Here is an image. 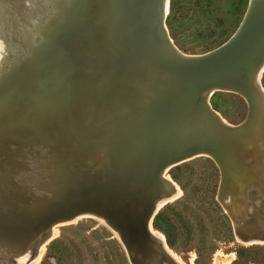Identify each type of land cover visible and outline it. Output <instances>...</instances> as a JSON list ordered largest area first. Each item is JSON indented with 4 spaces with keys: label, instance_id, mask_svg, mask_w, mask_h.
Returning <instances> with one entry per match:
<instances>
[{
    "label": "water",
    "instance_id": "1",
    "mask_svg": "<svg viewBox=\"0 0 264 264\" xmlns=\"http://www.w3.org/2000/svg\"><path fill=\"white\" fill-rule=\"evenodd\" d=\"M168 5V0H68L63 7L53 0H0L2 38L23 34L33 45L39 39L32 27L62 13L63 21L47 30L60 35L58 48L70 47V52L64 67L50 73L45 92L57 98L81 92L83 116L89 119L78 131L76 157L63 176L43 180L53 189L0 190V234L18 244V252L50 224L94 214L117 232L130 264H165L147 218L154 203L171 192L162 171L193 156L205 154L215 162L216 198L229 216L235 218L246 191L255 193L264 89L259 75L258 86L254 80L264 58V0H254L252 6L247 0L234 31L198 54L183 53L172 42L164 23ZM98 10L103 18H97ZM69 20L87 25L85 48L77 45L73 28L66 29ZM17 67L21 77L3 90H21L34 81L38 91L43 88L48 73L24 62ZM215 91L245 101L239 123H227L210 106ZM91 105L102 114L90 110ZM6 159L0 153L1 162ZM40 161L30 158L27 163ZM6 174L19 180L26 173ZM12 196L28 197L30 210L9 207ZM0 250L4 252L1 245Z\"/></svg>",
    "mask_w": 264,
    "mask_h": 264
},
{
    "label": "rangeland",
    "instance_id": "2",
    "mask_svg": "<svg viewBox=\"0 0 264 264\" xmlns=\"http://www.w3.org/2000/svg\"><path fill=\"white\" fill-rule=\"evenodd\" d=\"M246 2L168 0L164 23L181 52L202 53L234 31ZM258 79L264 89V69ZM208 101L227 123L236 124L245 115L246 103L237 94L215 91ZM164 174L179 190L170 199L164 198L169 200L150 220L151 227L162 234L166 246L177 257L165 264H264V244L235 242L230 221L215 199L218 172L209 158L190 157L169 167ZM99 220L83 215L45 227L34 240L44 241L34 264H130L114 232ZM49 229L51 234L55 231L54 235ZM19 258L12 264H19ZM11 259L0 250V264Z\"/></svg>",
    "mask_w": 264,
    "mask_h": 264
},
{
    "label": "bare ground",
    "instance_id": "3",
    "mask_svg": "<svg viewBox=\"0 0 264 264\" xmlns=\"http://www.w3.org/2000/svg\"><path fill=\"white\" fill-rule=\"evenodd\" d=\"M53 1L56 5L61 3L63 7H67L68 0ZM253 3L254 0H250L251 6ZM60 14L62 13L57 12L54 16L48 17L44 22L32 27V31L39 39L36 43L37 45H33L34 43L23 34L20 36L10 35L3 38L0 35V86L3 84L0 87V153L7 158L6 162H1L0 160V190L11 189L21 191L30 187H42L47 190L53 189L50 181L43 180L51 179L55 176H63L62 172L65 171V168L76 157V148L80 144L78 141V131L89 123V119L87 120L83 116L85 98L81 92L76 90L67 91L60 98L45 92L51 84V75L58 69L64 67L66 56L70 52L67 49L70 47L64 49L58 48L56 41L60 35L56 33L48 34L47 29L63 21ZM104 16L103 11H97V18H103ZM70 28H73L76 34H78L76 38L77 45L85 48L86 39H90L87 25L82 21L74 22L69 20L66 24V29ZM18 62L37 66L38 73L43 72L44 75L48 73V77L46 75L43 77V88L40 91H38V82L36 83V81L21 90H15L13 87L3 90L4 87L21 77L22 72L17 67ZM263 69L264 58H262L257 69L256 79L254 78L257 86V77ZM21 94H25L24 98ZM262 94L264 100V90H262ZM205 98H207V95ZM90 110L97 112L98 115L102 114V111L98 110L95 105H91ZM38 149H42L40 154L37 152ZM30 158L31 160L41 161L35 162L32 166L30 163H27ZM164 170L162 171V176L165 175ZM8 171L12 173H26L24 178H28L27 182L22 183L24 178L17 180L8 176L6 174ZM29 171L33 172V174L28 173ZM164 177L167 178L166 176ZM167 181H169L171 192L165 198L177 195L179 193L177 186L171 180L168 179ZM253 188L255 189L254 195H259V200H251L250 204L255 205L257 202L259 205L261 203V210L256 212L257 217H259L260 215H264V176L263 178L260 176L256 179ZM169 199L160 197L154 203L153 210L147 218L148 231L156 241L161 253L165 255L163 256L165 258L164 263L166 261L171 262V258L174 259L177 257L166 246L162 234L151 227L150 219L158 208ZM19 203L22 206H19ZM29 203L30 199L28 197L20 198L19 196H12L9 207L14 209L23 207L24 211H29ZM36 205L37 202L34 201V206ZM16 213L19 215L21 212L18 211ZM10 215L11 217L15 216L13 214ZM3 216L0 215V220L3 219ZM79 216L82 215L78 214L71 219L61 220L55 224L68 222ZM89 216L95 217L96 219L99 218V221L105 223L110 228L102 217L94 214H89ZM49 230L51 234L52 229ZM110 230L119 239L117 232L112 228ZM54 232L51 236L54 235ZM10 241L8 235L0 234V245L4 248L2 255L7 258L12 257L11 261L7 264L15 263V260L21 256L23 257L19 258V264H34L44 244L42 240L33 241L25 251L18 252L19 245L15 242L10 243ZM31 250L34 252L33 254L28 253ZM177 261L180 263L179 259Z\"/></svg>",
    "mask_w": 264,
    "mask_h": 264
},
{
    "label": "crops",
    "instance_id": "4",
    "mask_svg": "<svg viewBox=\"0 0 264 264\" xmlns=\"http://www.w3.org/2000/svg\"><path fill=\"white\" fill-rule=\"evenodd\" d=\"M261 127H263L262 138L258 142V145L261 148H263V151L261 152L262 153L261 156L260 154H258L259 167L256 169L255 176H259V177L262 176L263 178L264 176V122L262 123ZM202 156H206L213 162V164L215 165L217 169L218 178H219V171H218V168L215 162L209 156L205 154H202ZM216 193H217V188H216ZM254 194L255 193L249 192V190L246 191V195L244 194L243 198L238 202V204H236V208H235L236 211L234 212L235 218L227 214L226 210L222 207L220 202H218L216 198L217 194H215L216 201L218 202L222 211L224 212V214L228 217L230 221L232 236L235 242L240 243V244H246V245H251V244H256V243L264 244V215H260L259 217H257L256 215L257 214L256 212H258V210H261V207H260L261 203L259 205L257 202L255 203V205L250 204L251 200H254V199L259 200V195L257 196ZM224 201L226 202L228 201V199L226 198Z\"/></svg>",
    "mask_w": 264,
    "mask_h": 264
}]
</instances>
